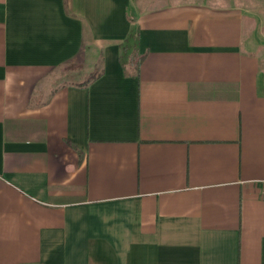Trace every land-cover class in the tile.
I'll return each instance as SVG.
<instances>
[{
  "label": "crops",
  "instance_id": "0c3cea01",
  "mask_svg": "<svg viewBox=\"0 0 264 264\" xmlns=\"http://www.w3.org/2000/svg\"><path fill=\"white\" fill-rule=\"evenodd\" d=\"M0 264H264V0H0Z\"/></svg>",
  "mask_w": 264,
  "mask_h": 264
},
{
  "label": "trees",
  "instance_id": "16d2710c",
  "mask_svg": "<svg viewBox=\"0 0 264 264\" xmlns=\"http://www.w3.org/2000/svg\"><path fill=\"white\" fill-rule=\"evenodd\" d=\"M126 46L123 48V51H125ZM141 57L137 55L135 51L130 53L127 56V61L123 62L122 66L126 73H135L138 70L139 64H140ZM100 75L99 72L93 71L89 73V75L84 78L80 82H74L73 85L79 86V87H85L90 83L92 80L96 79Z\"/></svg>",
  "mask_w": 264,
  "mask_h": 264
},
{
  "label": "rangeland",
  "instance_id": "374dc122",
  "mask_svg": "<svg viewBox=\"0 0 264 264\" xmlns=\"http://www.w3.org/2000/svg\"><path fill=\"white\" fill-rule=\"evenodd\" d=\"M85 77L81 76L79 79H74L72 77H68V79L72 82H80L81 80H83Z\"/></svg>",
  "mask_w": 264,
  "mask_h": 264
}]
</instances>
